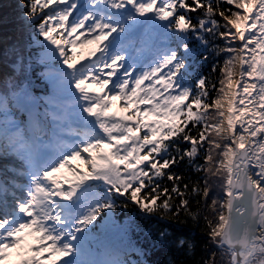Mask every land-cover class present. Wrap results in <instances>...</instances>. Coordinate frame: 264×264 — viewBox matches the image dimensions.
<instances>
[{"label": "snow or ice", "instance_id": "1", "mask_svg": "<svg viewBox=\"0 0 264 264\" xmlns=\"http://www.w3.org/2000/svg\"><path fill=\"white\" fill-rule=\"evenodd\" d=\"M0 24V264H264V0H16Z\"/></svg>", "mask_w": 264, "mask_h": 264}, {"label": "rangeland", "instance_id": "2", "mask_svg": "<svg viewBox=\"0 0 264 264\" xmlns=\"http://www.w3.org/2000/svg\"><path fill=\"white\" fill-rule=\"evenodd\" d=\"M10 1H11V4H9L10 7H9V9H7L8 11H5L6 12L5 16L10 14V8H11V5H13V3H12L13 0H10ZM11 27L12 26L10 25L9 28H11ZM82 49H85V50L87 49V50L85 51L84 55H78L77 54L78 58H81V60H78L80 63H86L87 62L86 58H88V59L94 58L93 55H91V53L95 52L96 45L90 44V45H86V46H83V47H79L77 49V51H81ZM77 66H79V63L77 64ZM134 107L135 106L133 105V108ZM121 108H122V104L118 101L117 107L113 108V111L120 112ZM156 119H157L156 117H146L145 118V122L146 123H151L152 121H154ZM63 171L64 170H62L60 173H58L59 176L63 174ZM32 241L35 243V241L33 239H31V238L29 239L28 243L31 244Z\"/></svg>", "mask_w": 264, "mask_h": 264}, {"label": "bare ground", "instance_id": "3", "mask_svg": "<svg viewBox=\"0 0 264 264\" xmlns=\"http://www.w3.org/2000/svg\"><path fill=\"white\" fill-rule=\"evenodd\" d=\"M9 2L7 0H0V18L5 17L6 10L9 9ZM10 26V25H9ZM9 26L5 27L3 24H0V40L5 36V32H8L10 29Z\"/></svg>", "mask_w": 264, "mask_h": 264}, {"label": "trees", "instance_id": "4", "mask_svg": "<svg viewBox=\"0 0 264 264\" xmlns=\"http://www.w3.org/2000/svg\"><path fill=\"white\" fill-rule=\"evenodd\" d=\"M15 2H16V0H13V1H12L13 4H14ZM77 163H78L79 165H83V167H81L82 169H84V168L86 167L82 161L77 160ZM70 175H72V173H70ZM73 179H74V177H73ZM118 219H119L121 222H123V220L125 219L124 214H123V213H118ZM197 231H198V233H199V230H197Z\"/></svg>", "mask_w": 264, "mask_h": 264}]
</instances>
